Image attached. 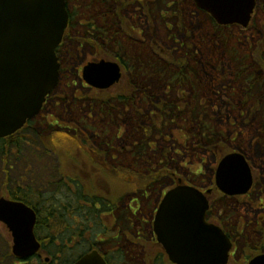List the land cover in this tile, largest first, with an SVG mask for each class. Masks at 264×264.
<instances>
[{
  "label": "flooded vegetation",
  "instance_id": "obj_1",
  "mask_svg": "<svg viewBox=\"0 0 264 264\" xmlns=\"http://www.w3.org/2000/svg\"><path fill=\"white\" fill-rule=\"evenodd\" d=\"M259 2L260 0H257L256 10ZM136 4L130 6H137L145 15L143 4L139 2ZM78 7L81 8V5ZM82 13L83 10H80L78 28L70 27V20L67 31L70 33L69 39L65 36L58 49L61 64L58 86L47 97L41 112L26 124L25 129L11 138L15 140L20 137L24 130H27L31 138L45 143L54 137V132L71 135L89 147L92 157L82 160L94 163L93 168L137 170L154 175L155 178L142 181L145 182V186L137 185L129 190L125 189L126 191L123 189V182H119L114 188L116 193H113L107 183L109 181L97 182L101 188L110 191L106 196L110 202L108 206L104 202L103 205L95 202V209L98 212L95 216L101 219L100 226L98 228L91 226L89 233H82L80 215L76 216L72 237L67 239L66 231L62 227L61 235L64 242L61 246L57 241V246L62 248L58 249L56 255L49 253L50 247L46 237L43 238L45 235H42L46 232H42L43 226L39 224V218L45 215L48 209V186L45 184L41 188L34 182H10L12 185L9 190L7 189L10 192L7 198L22 203L35 212L34 231L41 243L38 253L20 261L24 264H73L84 255L97 250L108 264H174L157 241L154 220L165 194L180 185L196 187L206 195L208 199L206 221L219 227L230 241L227 264H250L253 259L264 256V172L259 171V167L262 168L261 164H264V121L258 132L255 131L249 140L251 147L255 143L261 151L258 159L255 158L256 148L252 150V155L246 148L240 146L231 148L230 141L226 143L225 135L217 131L220 129L217 117L214 120L208 117L210 115L206 110H213L216 115L210 98L193 100L197 107L200 106L194 110L191 107V100L172 98V95L176 94L172 92V88L177 85L145 82L144 66L136 68L130 64L128 67L126 58L112 56L108 43L112 34L111 15H107L105 20L108 50L104 51L99 44L92 45L85 40L82 33L88 31L95 37L97 25L96 19L83 17ZM88 23H92V26L87 25ZM232 26L240 27L237 24ZM140 29L139 24L133 31H137L139 35ZM127 35L134 38L130 33ZM69 41L92 49L91 59L86 60L83 67L78 68V65L83 63L81 59L79 63L74 61L75 64L70 61L69 58L74 51H71ZM133 42L136 43V53L143 54L142 46L146 41L137 37ZM155 53L159 55L162 52L157 50ZM189 54L187 51L184 52L180 60L186 61ZM250 54L255 56L254 52ZM174 58L172 55V60ZM102 59L114 60L121 66L122 77L108 88L93 86L83 79L84 67L89 62H99ZM74 69L77 70L81 83L74 82ZM135 70L138 71V79L133 82L130 77ZM168 104L175 106L172 111ZM229 104L237 108L242 103L241 99L233 94ZM146 118L154 122L152 129L146 128ZM208 119L216 125L210 124ZM167 129H170V135L166 134L169 133ZM157 135L162 136L163 141L172 138V145L160 146ZM63 137L60 140H65V136ZM238 137V134L232 136L231 142ZM31 141L36 142L33 139ZM239 142L245 144L242 139ZM177 143L187 155L184 160L180 156L183 153L176 150ZM150 152L157 154L155 156ZM44 153L48 154L46 148ZM209 153L212 160L208 158ZM233 153L242 155L250 167L252 182L249 189L243 193L229 194L217 184L220 162ZM62 180L66 179L62 177ZM4 186L8 185L4 183ZM118 190L120 194L117 193ZM32 192L35 195H32ZM66 214L68 216L69 211H66ZM74 214H79V211ZM148 218L149 222L140 221ZM133 232L134 238L130 237ZM148 232L152 235L150 240L154 256L145 254L149 243L143 241H148L146 240ZM111 242H117L115 251L108 247ZM12 243L13 236L10 245ZM64 246L74 251L72 260L67 261L66 258L70 256L66 255ZM136 247L143 248L144 252H137Z\"/></svg>",
  "mask_w": 264,
  "mask_h": 264
},
{
  "label": "trees",
  "instance_id": "obj_2",
  "mask_svg": "<svg viewBox=\"0 0 264 264\" xmlns=\"http://www.w3.org/2000/svg\"><path fill=\"white\" fill-rule=\"evenodd\" d=\"M150 1L67 0L71 14L70 27L78 28L80 10H83L81 16L88 19H96L95 24L97 27L95 34L97 35L95 37L91 36L88 31L82 33L89 44H99L101 49L107 51L109 43L112 56L126 58L128 67L130 64L136 68L144 66L145 82L177 85V87L172 88V92L176 93L172 95V98L191 100V107L194 110L199 109L200 106L197 107L193 100L204 99L203 92L206 90L204 87L210 88L209 83L211 82V78L209 74L215 77L231 74V78L242 85L241 95L239 91H234L233 93L241 99L242 104L240 108L244 107L243 100L245 96L243 93H246L248 101L254 97L257 103L262 104L261 101H264L263 0L259 2L250 29L241 31L243 34L237 32L229 33V27L219 26L210 15L203 12L201 13L205 17V30L203 29L202 33L201 29L199 32L195 31L194 29L199 27L190 28V17H192L191 14L195 9L197 13L199 10L192 0H178L176 8L173 11V16H175V19L180 20L185 28L184 32L187 42L182 44V46L190 53L186 61L180 60L181 58H174L172 60V56L162 47L160 49H163V53L156 54L155 51L157 50L151 43L142 46L143 54L140 55L136 53V43L133 40L127 39L126 34H121V30L115 29V26L122 28L124 24L123 31L125 30L126 23L124 18L129 16L128 10L132 8L130 5L137 2L143 4L144 13L148 10L153 14L151 9L153 4L149 3ZM78 5H81V8ZM107 15H111V24H113L112 34L108 43L106 42L105 24ZM146 17L149 18V16ZM87 25L92 26V23H88ZM200 33L201 36L195 44L193 39L194 37H198ZM66 36L69 39L70 33L67 32ZM68 43L70 46L75 45V42L72 41ZM219 46L223 48V51L216 50ZM209 51L213 53L210 54L212 57L214 55L220 57V53L224 51L228 52L233 64L230 63L229 65V62H221V60H216L217 58H213V60L221 62L225 66H230L229 70L227 71L223 67L219 69L218 64L214 73L213 70L208 71L206 65L210 61L207 57ZM250 52H254L255 56H252ZM130 60L131 63H129ZM153 68L155 72L151 71ZM137 76L138 71H133V75L131 74L130 77L131 81L136 82ZM207 98L211 97L208 96ZM173 107L175 106L168 104V108L171 111ZM263 107V105L258 106L256 110L260 111ZM209 109H211L210 106ZM207 113L210 115L208 117H212L213 120L216 119L213 110L211 113ZM244 114V111H242V116ZM207 121L210 124H215L210 119ZM153 125L154 122L146 118V128L152 129ZM24 131L15 140L11 137L0 139V194L4 195L7 193L12 185L10 182H34L38 183L40 187L45 184L48 186V209L45 215L39 218V224L43 226L41 228L42 232H46L42 235H45L43 238L46 237V242L50 247V254L56 255L59 252L58 249L62 248L57 246V241L63 246L62 227L66 231V238L72 237L74 221L77 220L76 216L80 215L82 233H89L91 226L95 228L100 226L101 219L95 216L98 215L95 209V202L99 204L104 202L108 206L110 202L106 196L110 194V191L101 188L97 182H104L101 180L109 181L107 183L111 186L113 193H116L114 188L119 182H123L124 190H129L137 185L145 186V182L142 181L153 180L155 178L154 175H147L137 170L124 171L114 168L106 170L99 167L93 170L92 165L94 163L82 160L92 157V153H90L89 147L85 146L81 140L75 139L71 135L66 136L65 134L54 132V137L48 139L45 143L39 139L31 138L27 134V130ZM63 136H65V140L60 142V139L64 138ZM54 138L55 141H52ZM32 139L36 142L32 143ZM44 148L48 151L47 155L44 153ZM79 153L81 156H78ZM14 163H17V168L20 169L21 166H24V169L18 170L14 166ZM62 177L66 180L61 181ZM4 183L8 186H4ZM2 188L4 190H1ZM117 193L120 194L121 192L118 190ZM40 194L41 192L38 195ZM32 195H35V193L32 192ZM113 203L115 204V202ZM66 211H69L68 216ZM76 211H79V214L73 215ZM64 248L66 249L67 256L74 255V251L69 247L64 246ZM71 258L66 259L69 261Z\"/></svg>",
  "mask_w": 264,
  "mask_h": 264
},
{
  "label": "water",
  "instance_id": "obj_3",
  "mask_svg": "<svg viewBox=\"0 0 264 264\" xmlns=\"http://www.w3.org/2000/svg\"><path fill=\"white\" fill-rule=\"evenodd\" d=\"M222 25L247 27L256 0H195ZM69 23L66 0H0V137L12 135L37 115L56 88L60 64L56 49ZM117 63L102 60L84 69L88 83L108 88L121 78ZM241 182V183H240ZM250 167L242 155H228L218 168L217 183L230 194L247 191ZM208 201L199 189L178 186L162 200L155 230L177 264H226L230 242L206 221ZM0 221L14 236L13 252L29 257L40 249L34 234L36 215L25 205L0 198ZM264 257L250 264H264ZM74 264H106L94 251Z\"/></svg>",
  "mask_w": 264,
  "mask_h": 264
},
{
  "label": "rangeland",
  "instance_id": "obj_4",
  "mask_svg": "<svg viewBox=\"0 0 264 264\" xmlns=\"http://www.w3.org/2000/svg\"><path fill=\"white\" fill-rule=\"evenodd\" d=\"M144 1H150V0H144ZM176 2H178V0L150 1L149 3L154 4V6L152 5L151 7L153 14H151V12L148 10L145 11L146 16H149L148 19L146 18L144 14L141 13L140 9H138L137 6H132V8L128 10L129 16L124 18L125 23H126L125 30L123 31L124 24L122 28L120 26H115V29L121 30V34L123 35L126 34L125 35L127 36L126 38L130 40L136 41L137 37L143 38V40L147 42L143 44L144 46L145 44H150V43H153L155 45V42H157L158 45H160L162 48L167 50L170 56L173 55L175 58L176 57L180 58L182 57L184 52L187 51L186 48L182 46V44L186 43L187 41H186L185 32H184L185 28L183 27L182 22L180 20L175 19V16H173V14L171 16V13H173V11L176 8V5H177ZM135 8H136V11L134 12ZM191 15L192 17H190V28L199 27V28H195L194 30L199 32L201 29V33H202V30L203 29L205 30L204 15L200 11L197 13L196 9ZM139 24L141 25V29H140L141 32L139 31L141 34L138 35L137 34L138 32L133 31V28L136 30V27ZM111 26H113V24H111ZM228 32L229 33L230 32L241 33V30L230 28ZM128 33L132 34L134 38L128 37L127 35ZM201 33L198 35V37H194L193 40L195 42L193 40L192 42L196 44L201 36ZM70 49L72 52L74 51L73 55L69 58L71 62L75 64V62L77 61L79 63L80 59L83 60V63L79 64L78 68L80 66L83 67L84 62L86 60L91 59L92 49H90L87 46L82 47L80 45L75 44L74 46H71ZM216 50L223 51V48L219 46L216 48ZM225 53L228 55H226ZM210 54H213V53L209 51L208 55L206 54L208 59L210 60L208 61L206 65V68L208 67L207 68L208 71L213 70V73H214L216 65L218 64H219V69L223 67L227 71L229 70L230 66H225L224 64L221 63L222 61L229 62V65L230 63H232V59L230 58V54L228 52L224 51L220 53V57H217L215 55L212 57ZM87 55H88V58H87ZM213 58H217L216 60H221V62H216L213 60ZM76 69H74V77H73L74 82L81 83V80L79 79L77 75L78 72ZM151 71L155 72V69L153 68ZM209 75L211 78V80L209 79L211 81L210 82L211 84L209 83L210 88L204 87V89H206L207 91L204 90L203 95H204V98H207L208 96L211 97L210 100L213 103V109L216 110V117H217V123H218L217 125L218 127H220V129H217V131L222 132L225 135L224 138L227 139L226 143L228 142V140L230 141L229 144L231 148H236V146L246 148L248 153H250L251 155H252V150L256 148L255 158L258 159V155L261 154V151L255 143L251 147L249 140L250 138L253 137L255 131L258 132L262 124V121H264L263 119L264 107L260 111L256 110L258 106L259 107L261 105L264 106V101H261L262 104L257 103L254 97L251 99V101H248L246 99L247 98L246 93H243L245 97L244 96L242 97L246 99V100L245 99L243 100L244 107L240 108V106L239 107L237 106L236 108V106H234L233 104L230 105L229 101L232 100L234 91H239L241 95L242 85L238 84L233 78H231V74L222 75L221 77L220 76L215 77L212 74H209ZM242 111H244L245 113L244 116H242ZM206 112L211 113L212 111L206 110ZM245 118H248L246 122H244ZM166 131L169 132L166 134L170 135V129H167ZM236 134H238L239 137L234 142H231L230 138L232 136H235ZM157 137H158L160 146H165V145L169 146L171 144L170 141L172 139L170 141H163L162 136L157 135ZM224 138L221 139V141H223ZM241 139L245 142V144H242L239 142L241 141ZM52 141H55V138ZM62 141L63 140H60V142ZM179 147L181 146L177 143L176 150H179L181 153H183L184 151L180 149ZM150 153H152V155H155V156L157 154V153L154 154L155 152H150ZM180 156L182 160H184L187 155L183 153V155H180ZM208 158L209 160H212V155L210 153H209ZM14 166H17V163H14ZM261 167H262L261 169L259 167V171L264 172L263 163L261 164ZM17 169L23 170L24 166H21L20 169L19 168ZM92 169L96 170L95 168H92ZM73 170L75 169L73 168ZM145 220L149 222L150 218L144 219V220L140 219V221L142 222H144ZM147 235H148V238H146V240L148 241H145V240L143 241L144 243H147V242L149 243L147 249L145 250V254L148 256H154V253L152 252L153 248H152V244L150 240L152 238V235L149 232L147 233ZM130 237L134 238V232L130 234ZM10 242H11V234L9 230L6 228V226L0 223V264H24L22 261L18 260L13 255L12 247H11L12 245H10ZM116 244L117 242L109 243L108 247H111L109 249H112L113 251H115ZM136 251L139 253H143L144 249L136 247ZM121 254L122 252L119 253V255Z\"/></svg>",
  "mask_w": 264,
  "mask_h": 264
}]
</instances>
